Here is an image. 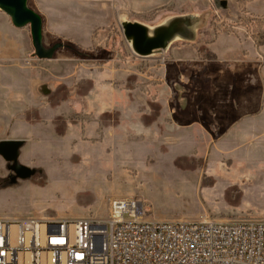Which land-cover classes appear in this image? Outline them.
<instances>
[{
  "label": "rangeland",
  "instance_id": "obj_1",
  "mask_svg": "<svg viewBox=\"0 0 264 264\" xmlns=\"http://www.w3.org/2000/svg\"><path fill=\"white\" fill-rule=\"evenodd\" d=\"M250 1L224 8L225 0H28L43 19L44 45L64 46L38 58L26 26L29 50L3 60L15 114L13 132L0 127V140L43 127L47 153L28 164L18 156L32 170L26 178L0 154V211L103 215L110 198L127 196L141 199L153 220L264 219V92L256 84L247 92L235 75L215 76L210 46L222 31L249 35L240 19L264 17ZM178 16L197 25L170 48L140 56L126 39L127 21L153 27ZM257 63L264 67L263 51ZM251 103L254 114H237Z\"/></svg>",
  "mask_w": 264,
  "mask_h": 264
},
{
  "label": "built area",
  "instance_id": "obj_2",
  "mask_svg": "<svg viewBox=\"0 0 264 264\" xmlns=\"http://www.w3.org/2000/svg\"><path fill=\"white\" fill-rule=\"evenodd\" d=\"M147 213L116 196L104 218L0 217V264H264V219Z\"/></svg>",
  "mask_w": 264,
  "mask_h": 264
},
{
  "label": "crops",
  "instance_id": "obj_3",
  "mask_svg": "<svg viewBox=\"0 0 264 264\" xmlns=\"http://www.w3.org/2000/svg\"><path fill=\"white\" fill-rule=\"evenodd\" d=\"M229 1L225 0L224 8H229ZM248 8L251 12L256 14H264V0H252L249 2ZM24 31L21 28L15 27L10 17L5 14L3 11H0V69L11 68L4 64L3 60H14L20 57L22 52L29 50L30 43L29 39L25 38ZM33 45V44H32ZM190 45H184L178 50H182ZM213 52L217 55L218 61L228 60L232 61L231 65L228 67L216 64L217 73L215 76L220 77L224 76H233L241 78L240 81L245 83L247 92H253L254 84L258 85V91L264 92V67H261L257 63V56L259 52H264V45L258 48L256 42L248 35V32L244 28H237L236 31H222L219 33L215 41L210 45ZM0 127L7 130L8 128L13 132L14 125V81L11 75H8V71L0 70ZM249 86V88H248ZM260 86V87H259ZM263 97V96H262ZM254 103L250 104L249 109L240 110L238 115H243L244 117L250 116L255 113ZM39 110V109H38ZM40 111V110H39ZM231 114H234L232 110ZM264 115V114H263ZM238 120V119H237ZM41 134H36L34 132L26 131L27 134L23 136L16 137H5L3 140H28L29 142L25 144V147L19 153L20 160L28 164L27 161L31 159V156L37 155L38 158H45L46 142H45V130L42 127ZM37 137V140H36ZM68 138V137H67ZM20 140V141H21ZM2 141V140H0ZM65 143V141H63ZM61 148L68 151L69 156H72L73 151L70 150L69 145L62 144ZM87 154V151L84 153ZM26 191L30 194L36 195L38 189L31 187L30 185H25ZM35 202L38 203L39 199L32 198ZM103 215H73L74 217L59 218L49 215L39 214V208L30 209L29 214L25 215L26 217H38V218H49V219H75L79 217H99L104 218L108 216L110 211V201ZM76 216V217H75ZM0 217H19L13 216L3 211H0ZM162 220L160 218H157Z\"/></svg>",
  "mask_w": 264,
  "mask_h": 264
},
{
  "label": "water",
  "instance_id": "obj_4",
  "mask_svg": "<svg viewBox=\"0 0 264 264\" xmlns=\"http://www.w3.org/2000/svg\"><path fill=\"white\" fill-rule=\"evenodd\" d=\"M0 10L10 17L15 27H30L34 54L38 58L50 59L58 49L64 46L63 43H56L51 47L44 45L43 19L29 6L28 0H0ZM195 25H197V19L191 16H178L166 24L153 26L152 33L149 32L148 25L140 22L127 21L123 24L126 39L140 56H149L155 50L170 48L179 38L190 39L194 36ZM20 146V140H2L0 154L7 161L15 162L13 169L20 177L26 178L32 174V170L16 163Z\"/></svg>",
  "mask_w": 264,
  "mask_h": 264
},
{
  "label": "trees",
  "instance_id": "obj_5",
  "mask_svg": "<svg viewBox=\"0 0 264 264\" xmlns=\"http://www.w3.org/2000/svg\"><path fill=\"white\" fill-rule=\"evenodd\" d=\"M240 20H243L244 25L249 31V35L255 40L257 45H264V37L261 35L262 28H264V17L251 15L250 18H242Z\"/></svg>",
  "mask_w": 264,
  "mask_h": 264
},
{
  "label": "bare ground",
  "instance_id": "obj_6",
  "mask_svg": "<svg viewBox=\"0 0 264 264\" xmlns=\"http://www.w3.org/2000/svg\"><path fill=\"white\" fill-rule=\"evenodd\" d=\"M153 29H154V27H149L148 26V30H149L150 33H152Z\"/></svg>",
  "mask_w": 264,
  "mask_h": 264
}]
</instances>
